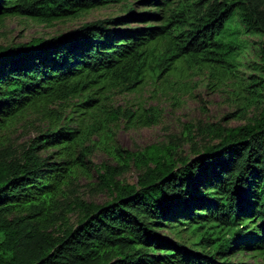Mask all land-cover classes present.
Masks as SVG:
<instances>
[{
	"label": "trees",
	"instance_id": "trees-1",
	"mask_svg": "<svg viewBox=\"0 0 264 264\" xmlns=\"http://www.w3.org/2000/svg\"><path fill=\"white\" fill-rule=\"evenodd\" d=\"M121 1L0 0V21L51 22ZM243 34L264 35V0H132L118 15L0 46V128L70 97L91 114L101 88L134 90L177 61L234 65ZM258 57L264 87V40ZM256 95L259 115L213 125L215 142L195 146L189 132L182 136L192 154L180 152L176 136L136 153L111 146L119 168L98 173L113 195L101 204L60 199L85 157H72L81 137L68 123L19 154L7 155L0 140V264H264V93ZM147 111L123 114L149 125L157 117ZM132 162L142 169L136 183L116 179ZM71 205L76 223L54 232ZM239 252L253 260L234 259Z\"/></svg>",
	"mask_w": 264,
	"mask_h": 264
},
{
	"label": "rangeland",
	"instance_id": "rangeland-1",
	"mask_svg": "<svg viewBox=\"0 0 264 264\" xmlns=\"http://www.w3.org/2000/svg\"><path fill=\"white\" fill-rule=\"evenodd\" d=\"M132 0L126 1V6ZM124 1L112 2L106 6L81 11L78 15L51 22L22 16H6L0 21V46L25 42L33 37H50L84 23L122 13ZM141 9L142 7H138ZM130 26L140 25L130 21ZM245 44L238 53L234 65L192 64L177 61L169 72L159 77L146 76L134 90H122L120 85L101 88L99 107L93 113H79L75 105L81 97H70L50 104L40 110H29L17 121L0 128V140L7 155L19 154L29 140L55 123L67 124L77 129L81 139L74 146L73 158L85 154L82 164L64 186V201H83L101 204L112 198V193L102 183L98 173L104 165L118 166L119 157L110 152L113 145L128 152H139L149 145L166 144L171 137H177L180 152L192 154L194 145L183 141L188 132L195 146L213 143L218 138L215 126H236L258 116L263 102L256 93H264L258 46L264 40L261 34H243ZM157 120L149 125L132 122L123 110L137 113L147 109ZM51 110V111H50ZM63 116V119H59ZM66 116L71 119L67 120ZM153 116V117H154ZM198 126L201 129H198ZM181 142H183L181 144ZM52 149L43 150L47 154ZM71 157V156H70ZM141 168L133 162L121 173L115 172L116 179L135 184ZM77 207L70 206L66 216L53 227L59 232L76 223L80 216ZM171 236L174 233L164 230ZM234 259L252 261L248 253L239 252Z\"/></svg>",
	"mask_w": 264,
	"mask_h": 264
}]
</instances>
